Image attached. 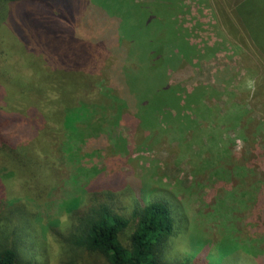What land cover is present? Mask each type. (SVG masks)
I'll return each instance as SVG.
<instances>
[{
    "label": "rangeland",
    "instance_id": "obj_1",
    "mask_svg": "<svg viewBox=\"0 0 264 264\" xmlns=\"http://www.w3.org/2000/svg\"><path fill=\"white\" fill-rule=\"evenodd\" d=\"M0 32L4 50L31 38L12 65L77 64L99 100L52 130L46 195L0 203V246L14 239L17 264H107L70 237L68 209L129 217L157 197L176 207L162 261L264 264V0L2 2ZM14 133L33 136L22 121Z\"/></svg>",
    "mask_w": 264,
    "mask_h": 264
},
{
    "label": "trees",
    "instance_id": "obj_2",
    "mask_svg": "<svg viewBox=\"0 0 264 264\" xmlns=\"http://www.w3.org/2000/svg\"><path fill=\"white\" fill-rule=\"evenodd\" d=\"M21 1L0 0V4ZM15 30L22 31L19 27ZM2 37L0 32V40ZM15 37L16 34L13 40ZM30 40V37L21 35V42L7 50L0 43V56L6 59L0 61V171L2 177L8 175L7 180L0 179V203L3 207L14 198L12 191L13 194L23 196L24 193L36 199L46 195L45 188L53 186L56 181L53 176L55 153L52 130L59 128L67 131L69 125L76 123V118L87 116L93 110L98 113L99 110L93 83L78 71L77 64L67 65L69 69L48 72L45 66L37 68L28 58H24L19 65L9 62L13 53L18 54L30 45ZM12 67L21 71L14 72ZM20 121L24 122L25 130L33 132L30 141L23 142L14 136ZM40 172L45 177L50 176L51 182L37 181L36 176ZM78 205L66 212L67 219H77L75 232L70 237L87 252L102 257L107 264H170L162 261V246L173 234L177 221L173 219L175 206H170L167 199L157 197L149 200L129 217L112 213L103 205L80 215ZM129 229L132 231L124 245L121 238ZM13 238L21 240L20 236ZM14 243L12 239L9 245L0 246V264L20 262ZM222 253L225 255L227 252ZM231 254L227 260H232L234 255L239 256L235 257L239 260H234L235 264H240L242 260L247 264L254 262L252 254Z\"/></svg>",
    "mask_w": 264,
    "mask_h": 264
}]
</instances>
